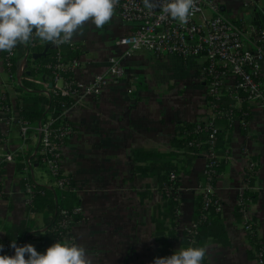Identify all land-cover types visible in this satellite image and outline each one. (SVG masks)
I'll list each match as a JSON object with an SVG mask.
<instances>
[{
	"label": "crops",
	"instance_id": "crops-1",
	"mask_svg": "<svg viewBox=\"0 0 264 264\" xmlns=\"http://www.w3.org/2000/svg\"><path fill=\"white\" fill-rule=\"evenodd\" d=\"M216 3L233 20H243L247 27H264V0L247 7L243 0ZM207 15L212 14L207 11ZM134 28L115 12L111 22L101 29L86 23L83 35L70 42L84 62L76 73L80 81L89 82L106 74L110 58L122 59L125 70V78L110 83L100 96L86 99L69 112L67 120L75 134L60 158L63 174L77 186L80 204L81 219L72 227L71 235L75 244L87 249L94 264H153L161 252V240H168L173 252L186 248L182 239L194 220L201 194L199 185L205 182L207 152L191 153L186 161L183 150L174 145L179 127L196 124L208 113L202 71L205 60L144 51L125 56L127 48L118 42ZM39 47L43 50L33 53L34 59L53 50L50 43L43 42ZM2 55L0 51V99L8 95L14 117L20 118L17 106L23 94L6 84ZM27 64L29 70L18 72L25 83L33 79L26 74L38 65L33 58H28ZM231 85L232 81L225 94ZM232 101L238 110L242 101ZM9 117L0 109L4 139L0 154H12L14 159L0 173V245L19 240L44 253L46 223L52 214L48 209L42 213L29 209L22 183L31 179L40 187L60 188L47 165L33 160L32 155L40 152V135L31 130L24 141L20 125ZM246 119L245 125L242 120H234L230 128L221 127L226 130L217 155L225 166L214 191L221 211L217 234L204 237L199 246L207 249L202 264H258L247 222L253 224L256 238L264 245V110L249 104ZM145 156H181L174 162L182 187L178 218H166L163 188L155 175L160 165H153ZM251 164L256 167L245 192L248 204L242 213L239 195L245 189Z\"/></svg>",
	"mask_w": 264,
	"mask_h": 264
},
{
	"label": "built area",
	"instance_id": "built-area-1",
	"mask_svg": "<svg viewBox=\"0 0 264 264\" xmlns=\"http://www.w3.org/2000/svg\"><path fill=\"white\" fill-rule=\"evenodd\" d=\"M245 6L257 5L261 0H243ZM211 12V16L207 15ZM115 12L126 23L135 26L134 31L129 35L122 37L118 44L126 47L125 56H132L136 52H149L156 56L178 55L185 59L203 58L205 64L203 75L206 80V95L208 104V113L206 118L197 123L196 133H205L207 141L201 144L190 143L189 146L200 147L207 144V169L206 181L200 183L199 189L204 199V210L211 206V195L215 189L212 186V179L215 176V166L221 162L217 155L218 138L222 132L219 122L227 119L233 120L234 114L231 109H221L219 102L224 97L225 89L230 81L229 87L232 92V100L247 101L250 105H259L264 110V28L247 27L243 20H233L221 12L216 0H195L191 11L189 21L185 25L179 24L170 17L163 15L159 8L149 12L143 5V0H118ZM200 21L197 22V18ZM39 39L33 38L27 46L31 48L42 44ZM23 45V44H22ZM55 51L54 62L44 65L52 71V78L49 81H37L29 78V81L39 84L43 87L42 94L48 98L51 96H63L71 99L72 104L64 108L63 118L67 119L69 112L80 107L88 98H95L101 95L103 90L112 82H117L125 78L123 61L120 58H110L109 71L106 74L98 75L89 82H82L76 77V73L83 66V59L80 55L74 56L69 60L64 58V48L68 47L72 52H79L78 48L72 43L61 45L51 44ZM26 47L25 45H23ZM17 55V48L13 49L12 54L3 51L2 63L8 76V86L16 88H25V82L22 77L12 80L10 73L13 66L12 59ZM33 55L31 51H26L24 58L19 64L20 73L29 70L27 60ZM41 67V66H40ZM31 68V67H30ZM38 68L35 66L34 69ZM32 69V68H31ZM69 74L68 76H66ZM49 83L52 85L50 86ZM29 90V89H28ZM31 90V89H30ZM3 112H7L9 120L16 121L20 125L21 135L26 141L31 130H35L40 135V152L32 155L33 160H38L39 155L43 156V163L47 165L52 176L56 179L58 188L62 189L66 179L62 178L61 167L59 166V152L62 145L70 140L75 134V128L72 125L63 127L59 130L54 128L57 119L49 116L36 126L24 121L21 117H14V110L11 106H0ZM243 125L246 124L242 120ZM4 141L0 130V144ZM13 155L9 153L0 154V173L4 170L8 162H12ZM32 165V160L29 161ZM245 189L239 195V207L244 213L247 201L245 198L246 190H249V182L254 177L255 165L251 164ZM61 180L57 181V178ZM172 188L169 190V196H173L175 201L181 206V180L179 175L172 174ZM34 185L25 184V198L27 206L34 198ZM3 194L0 191V200ZM214 205L217 212L220 213L221 205L216 200ZM75 215L80 214L77 208L73 211ZM77 223L73 216L68 212L62 211L61 217L57 222L60 229L66 231L62 242L74 243L71 235L72 227ZM247 230L253 234V224L247 222ZM199 225L192 222L187 229L188 237L192 245L196 242ZM19 246V244H17ZM15 250L10 244L3 247L2 255H14ZM257 263L264 264V252H257Z\"/></svg>",
	"mask_w": 264,
	"mask_h": 264
},
{
	"label": "trees",
	"instance_id": "trees-1",
	"mask_svg": "<svg viewBox=\"0 0 264 264\" xmlns=\"http://www.w3.org/2000/svg\"><path fill=\"white\" fill-rule=\"evenodd\" d=\"M262 28V27H261ZM264 28V27H263ZM17 55L12 59V68H11V75L12 80H15L18 77V67L21 63L22 59L24 58V54L26 51H31L32 53L41 52L43 48H31L30 46L24 47L22 44L18 45L17 47ZM64 58L65 60H69L74 56L80 55L79 52L75 53L72 52L71 49L68 47L64 48ZM54 55L55 51L50 50L45 57H41L39 59H34V55H31L29 59L33 58V62L38 64V68L31 70L28 75L29 77L36 78L39 77L42 79V81L51 80L52 78V71L46 69L44 65L50 64L54 62ZM41 66V67H40ZM67 74L66 76H68ZM46 79V80H45ZM51 86L52 84L49 83ZM18 92L22 93L23 95L19 100H22L21 103L18 101V109L20 111V117L26 121L27 123L31 124L32 126H37L40 122L47 119L49 116H52L57 119L56 124L54 128L56 130H59L63 127H67L71 125L67 119L63 118L62 114L64 112L65 107H69L72 104V100L65 98L63 96H51L50 98L44 96L42 94L43 88L39 87L38 85L26 82L25 88L22 87H16L15 88ZM29 89V90H28ZM31 89V90H30ZM232 92H227L225 96L221 99L219 102V107L221 109H231L233 111V120L228 121L227 119H224L219 122V125L223 127L226 125V129L230 128L233 124L234 120H245L247 122L248 117V102L242 101L241 107L236 110L234 108V102L232 101ZM9 96H5L4 98L0 99V106L6 107L11 106ZM65 106V107H64ZM197 123L196 124H184L183 126L179 127V138L174 142L175 148L178 150H183L184 158L186 161L189 160V154H198L201 152H207L208 146L207 144H203L200 147H193L189 146L190 143H205L208 139L207 135L205 133H196L197 130ZM224 128V127H223ZM222 128V132L219 135L218 138V145H221V139L224 131ZM69 140L66 141L68 143ZM137 152H135L136 154ZM139 154V152H138ZM181 156H145L148 160L151 158L150 162L153 165H160L159 172H156L155 175H157L159 182L161 183V187L163 188V197L165 199V207H166V218L172 217V219H176L179 217V203L175 201L173 196H169V190L173 186V182H171V175L177 174V176L180 174V171L177 167V165L174 164L175 161H179ZM135 158H139L140 156H134ZM154 158H157V160H153ZM43 156L39 155L38 160L35 163H43L42 161ZM224 162H219L217 166H215V176L212 179V186L215 189V185L217 183L218 177L223 172L224 168ZM157 168V167H156ZM155 168V169H156ZM63 177L66 179V183H64L62 189H50L47 187H40L33 183V181L25 180L22 183L23 191H25V184L31 183L34 185V198L31 201V203L28 205L29 209L31 211H36L38 213H42L45 209L49 210V213L52 214V217L50 220H47L46 227L47 232L45 234V237L43 238L45 242L46 250L48 247H50L52 244L60 241L62 242L63 237L67 234L66 231L63 229H60L57 226V222L59 221L61 217L62 211L68 212L70 216H73L76 223L80 221V214L75 215L73 211L78 208L79 201L76 197V190L77 186L74 183L73 179L71 177H68L63 174L61 171ZM61 180L60 178H57V181ZM180 180V178H179ZM206 181V176L204 178ZM246 201L248 199L247 194L245 193ZM211 206L208 210H204V199L203 195L200 194L197 198L196 202V211L194 215L193 222H196L199 225L198 229V235L196 237V242L194 245L190 243V238L188 237V232L184 233V237L182 239L183 245L188 247H199L201 244V241L204 239V237H209L211 235H216L215 233V227L218 226L217 222L220 218L219 212L216 210V206L214 205L216 201L215 193L211 195ZM248 204V201H247ZM239 210L241 211V208L239 207ZM255 231L253 232V236L251 237L252 242L255 245L256 248V255L259 250L264 252V245H262V242L259 238H256ZM13 241L10 242V245ZM16 244H19V246H23L24 244L19 241L15 240ZM161 246L162 249L159 253V257H165L170 256L174 252L172 250V247L168 240H161ZM257 259V256H256Z\"/></svg>",
	"mask_w": 264,
	"mask_h": 264
},
{
	"label": "clouds",
	"instance_id": "clouds-1",
	"mask_svg": "<svg viewBox=\"0 0 264 264\" xmlns=\"http://www.w3.org/2000/svg\"><path fill=\"white\" fill-rule=\"evenodd\" d=\"M195 0H143L144 7L181 25L189 21ZM118 0H0V51L10 55L18 45L33 38L61 45L83 35L86 23L101 29L110 23ZM14 255H0V264H94L87 249L79 244L56 242L40 253L32 244L17 246ZM3 245H0V252ZM206 247L180 248L170 256L157 257L153 264H202ZM27 256V258H26Z\"/></svg>",
	"mask_w": 264,
	"mask_h": 264
},
{
	"label": "rangeland",
	"instance_id": "rangeland-1",
	"mask_svg": "<svg viewBox=\"0 0 264 264\" xmlns=\"http://www.w3.org/2000/svg\"><path fill=\"white\" fill-rule=\"evenodd\" d=\"M199 21H200V17L197 18V22H199ZM67 144H68V143H65V144L62 145V148H61V150H60V152H59V156H62V154H63V149H64L65 146H67ZM60 158H61V157H60ZM60 160H61V159H59L58 162H59V166L61 167Z\"/></svg>",
	"mask_w": 264,
	"mask_h": 264
},
{
	"label": "water",
	"instance_id": "water-1",
	"mask_svg": "<svg viewBox=\"0 0 264 264\" xmlns=\"http://www.w3.org/2000/svg\"><path fill=\"white\" fill-rule=\"evenodd\" d=\"M44 55H46V53H44L43 56H44ZM35 57H36V58H37V57L39 58V57H42V56H41V55H37V56H35Z\"/></svg>",
	"mask_w": 264,
	"mask_h": 264
}]
</instances>
